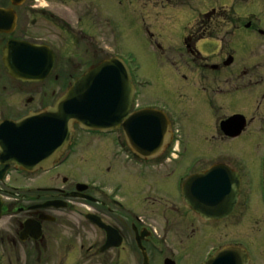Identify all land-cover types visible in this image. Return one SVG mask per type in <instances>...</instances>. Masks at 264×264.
<instances>
[{
  "label": "flooded vegetation",
  "instance_id": "1",
  "mask_svg": "<svg viewBox=\"0 0 264 264\" xmlns=\"http://www.w3.org/2000/svg\"><path fill=\"white\" fill-rule=\"evenodd\" d=\"M62 1L0 0V122L17 121L55 104L78 77L66 80L71 45L102 38L100 8L95 10L94 24L88 20L87 26L82 25V9L72 14ZM240 2L255 4L258 14L220 5L177 30L175 67L180 77L175 98L180 108L188 101L192 114L186 117L199 119L193 141L181 127L184 114L160 108L169 117L171 130L157 156H135L122 129L92 132L76 126L66 152L52 168L30 172L11 164L0 180V264H203L230 246L244 249L249 264H264L262 3ZM137 3L143 9L156 5L154 9L164 15L188 9L178 0ZM43 26L46 33H38ZM224 26L228 33L222 46ZM211 41L219 43V49L207 53ZM153 42L164 52L160 43ZM32 46L49 51L53 65L44 80L26 82L10 74L7 61L17 67L24 51L34 52ZM99 48L92 49L95 62L88 69L105 59L98 58ZM61 80L68 83L55 90L53 85ZM24 89L33 94L28 103H39L25 113ZM233 117L243 124L223 127L222 122ZM239 128L238 134H230ZM82 133L101 142L112 138L102 143L96 178H82ZM212 141L216 157L210 156ZM57 169L56 177L38 182ZM19 176L25 179L21 186ZM199 187L219 200L212 205L216 218L206 219L188 204L186 197L199 199ZM231 188L237 191L232 211ZM106 226L112 229L110 240ZM231 228L238 238H231ZM87 231L95 234L91 241H86Z\"/></svg>",
  "mask_w": 264,
  "mask_h": 264
},
{
  "label": "water",
  "instance_id": "2",
  "mask_svg": "<svg viewBox=\"0 0 264 264\" xmlns=\"http://www.w3.org/2000/svg\"><path fill=\"white\" fill-rule=\"evenodd\" d=\"M10 47L13 48L12 45ZM32 47L34 52L24 51L17 67L7 61L10 74L26 82L44 80L53 65L49 51L44 53L39 46ZM135 93L128 64L124 59L112 56L74 80L55 104L30 112L17 121L0 122V165L3 166L0 180L11 164L27 171L51 168L68 148L76 124L89 131L122 129L135 156H157L167 144L171 122L166 113L157 108L134 110ZM229 124L242 125L243 120L233 117L222 122L223 127ZM240 130L230 134L236 135ZM201 177L189 180L188 186ZM236 194L237 191L231 188L230 211ZM186 200L197 208L202 217H217L212 215V205L219 200L210 190L204 191L199 187V199L186 197ZM106 228L110 240L112 229ZM204 264H249V258L241 247L230 246L218 251Z\"/></svg>",
  "mask_w": 264,
  "mask_h": 264
},
{
  "label": "rangeland",
  "instance_id": "3",
  "mask_svg": "<svg viewBox=\"0 0 264 264\" xmlns=\"http://www.w3.org/2000/svg\"><path fill=\"white\" fill-rule=\"evenodd\" d=\"M44 4L54 3L58 0H41ZM67 3V10L74 14L77 10L82 9V25L88 23V20L96 21L95 10L101 9V19L98 18V23L103 30L102 38L97 42H76L70 47V78L66 79L72 82L80 72L88 70L90 63H94V52H91L95 46L102 49L98 50V58H106L112 55H117L126 61L132 71L135 85L137 87V96L135 97L134 108L137 107H155L165 108L171 110L172 113L184 114L180 117L181 127L186 134L190 136L191 141L195 138L199 129L198 117H186L192 112L188 108L189 103L183 101L181 104L176 100V82L177 77H180L179 70L175 67L179 65L176 52L175 40H177L178 31L187 23L193 21L196 16L205 10L220 5L235 7L239 12L250 11L257 13L258 8L253 3L243 4L240 0H178L184 6L188 7L187 11L179 10L176 13L164 15L161 10H156V5H152L150 9H143L142 5L137 3L129 4L127 0H65ZM64 0L62 2H65ZM147 1V0H140ZM152 3H157L160 0H150ZM249 0H247L248 2ZM260 15L262 25H264V0H261ZM97 8V9H96ZM173 12V11H170ZM258 14V13H257ZM201 16V15H200ZM87 20V21H86ZM90 23V24H92ZM97 23V24H98ZM90 26V25H89ZM38 33H46L45 27H42ZM170 29H174L175 32ZM228 26H224L221 35L225 37L221 45L224 46L227 41L226 33ZM148 30L154 35L153 41H157L164 48V52L160 50L152 41ZM223 39V38H222ZM90 49L85 52V49ZM99 48V49H100ZM219 49V43L208 42L205 48L207 53L216 52ZM249 48H247V51ZM250 54H248L249 57ZM251 56V55H250ZM253 60L248 59V65H252ZM80 71V72H79ZM69 76V75H68ZM67 81L61 80L60 85L54 84V89L64 87ZM23 88H26L24 86ZM22 112L25 113L29 109L39 107L38 100L34 103H28L27 98L32 96V92H27L24 89L22 93ZM186 115V116H185ZM215 122V121H214ZM75 129H78L76 127ZM194 130H197L194 133ZM112 138L100 141L99 137L89 135V133H82V178H96L99 172L100 152L102 153V146L104 142H111ZM201 141V139H200ZM196 144V141L193 142ZM214 141L209 145L211 150L210 156H217V148H214ZM112 145V144H111ZM214 148V149H213ZM208 149V150H209ZM56 171L53 170L48 174L40 177L39 183L47 182L51 176L56 177ZM62 174L64 171H61ZM17 176V175H16ZM13 176H11L12 178ZM17 185L24 184V177H17ZM234 221V219H232ZM230 235L232 239H236L237 231L231 228ZM237 234V235H234ZM95 234L87 231L85 233L86 241H91ZM203 259V258H202Z\"/></svg>",
  "mask_w": 264,
  "mask_h": 264
}]
</instances>
